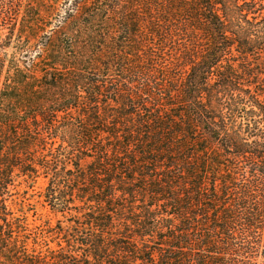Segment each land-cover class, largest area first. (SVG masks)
Here are the masks:
<instances>
[{
	"label": "trees",
	"instance_id": "1",
	"mask_svg": "<svg viewBox=\"0 0 264 264\" xmlns=\"http://www.w3.org/2000/svg\"><path fill=\"white\" fill-rule=\"evenodd\" d=\"M0 264H264V0H0Z\"/></svg>",
	"mask_w": 264,
	"mask_h": 264
},
{
	"label": "rangeland",
	"instance_id": "2",
	"mask_svg": "<svg viewBox=\"0 0 264 264\" xmlns=\"http://www.w3.org/2000/svg\"><path fill=\"white\" fill-rule=\"evenodd\" d=\"M37 182H38L37 188L32 193L29 192V194H34V196H33L34 200H39L37 203H35L34 208L36 209L37 213H39V214L41 213V216H50V215H47L48 214L47 209L42 206L41 199L38 197V195H40V193L44 187L45 182L43 181V179H38ZM61 225L62 224L60 223V226Z\"/></svg>",
	"mask_w": 264,
	"mask_h": 264
}]
</instances>
